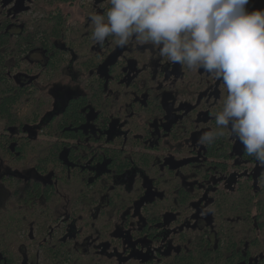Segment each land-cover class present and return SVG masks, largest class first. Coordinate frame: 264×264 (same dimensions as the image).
<instances>
[{
  "label": "flooded vegetation",
  "instance_id": "flooded-vegetation-1",
  "mask_svg": "<svg viewBox=\"0 0 264 264\" xmlns=\"http://www.w3.org/2000/svg\"><path fill=\"white\" fill-rule=\"evenodd\" d=\"M110 6L0 0V32L12 47L23 37L19 66L9 58L8 76L27 94L36 88L45 103L37 119L25 117L5 134L0 264H173L204 242L228 258L232 239L233 264H264L256 201L250 197L239 214L236 207L246 181L253 194L263 190L264 166L227 131L214 140L213 157L200 143L218 130L224 84L161 56L151 42L134 37L121 46L109 36L97 43L91 17L106 16ZM247 9L264 10V0H249ZM80 99V120L67 137L56 123ZM111 152L128 165L119 170ZM13 183L39 187L38 194L13 198Z\"/></svg>",
  "mask_w": 264,
  "mask_h": 264
},
{
  "label": "clouds",
  "instance_id": "clouds-1",
  "mask_svg": "<svg viewBox=\"0 0 264 264\" xmlns=\"http://www.w3.org/2000/svg\"><path fill=\"white\" fill-rule=\"evenodd\" d=\"M105 15H93V39L109 36L123 46L134 37L151 42L161 56L203 69L227 90L215 115L211 144L227 131L264 166V10L249 0H109Z\"/></svg>",
  "mask_w": 264,
  "mask_h": 264
},
{
  "label": "trees",
  "instance_id": "trees-1",
  "mask_svg": "<svg viewBox=\"0 0 264 264\" xmlns=\"http://www.w3.org/2000/svg\"><path fill=\"white\" fill-rule=\"evenodd\" d=\"M66 1V0H64ZM3 17V15H1ZM59 18H56L55 20H59ZM0 20H4L3 18ZM41 27L38 26L39 29ZM46 36L48 34L55 35L54 30L52 29L51 33H48V29L43 32ZM34 36H37V33L34 34ZM34 37V38H35ZM34 38L32 39L35 41L34 43H39L40 40L39 38ZM23 40V37H18V40L16 44L20 46H15L13 47L10 45L8 42V37L3 33L1 30L0 32V150H3L0 152L1 155L7 154L6 148L8 146L9 139H7V136L5 135L6 132L9 130V128L13 127H20L25 123L26 120H28L30 117H34L35 119L38 118L40 113H42V107H44L45 103L44 102H38L36 99V88L32 89V91L27 94L26 89H19L18 87H14V82L11 80V78L8 76L7 69L11 68L10 64H8V59L13 58L15 60V67H18V61H19V53H21V48L23 43L21 41ZM15 41V40H14ZM20 41V42H19ZM37 41V42H36ZM14 43V42H13ZM12 70V69H11ZM28 101V102H27ZM83 99H80L78 101L72 102L64 112L61 120L57 122L58 129L57 131L59 133H63L64 135L68 136H73L71 132L67 130L69 125H75L79 120L80 116L77 113V108L82 106L83 104ZM21 108H25L26 113L22 114ZM43 114V113H42ZM41 114V115H42ZM28 117V119L26 118ZM30 120V119H29ZM28 120V121H29ZM56 124H50L48 127V130L50 133H53L56 131L55 125ZM209 146V154L210 157L215 156L214 153V148L215 144L211 143L208 145ZM5 151V152H4ZM223 152H221L222 154ZM56 152L52 153L50 152L51 158L55 157ZM111 157L119 163V166L117 168H122L123 166L128 165L127 162H122V160L119 158V154L116 152H111ZM148 163V161H145ZM121 163V164H120ZM127 163V164H126ZM125 164V165H124ZM222 167V166H221ZM220 167V168H221ZM262 185H263V190H261L258 194H253L252 191V186H250V181H246L243 185H241L240 189L241 191L237 192V197H236V207H237V212L238 214L241 213L248 205V202L250 201V197L252 200H255L256 202L253 201V205L256 204L257 208V221L260 227L264 230V173L262 175ZM4 180V179H3ZM13 185H15L13 183ZM27 191H23L21 186L15 185L13 187V198L14 197H19L21 195L25 194H38L39 187H28L26 188ZM8 209L0 208V232H4V229H6L5 222L7 218V212ZM23 212L18 209V211L14 212V215H19L22 214ZM238 225H235V228H237ZM232 227V226H229ZM238 229V228H237ZM226 237V236H225ZM225 246L227 249V253L230 254L228 258H225L223 253L221 251H211L208 249V244L204 242V244L200 243L198 247H196L195 251L188 252L186 254L181 253L177 256H173L171 262L173 264H233L232 260L235 257L234 255V241L228 240L225 242ZM170 263V261L168 262Z\"/></svg>",
  "mask_w": 264,
  "mask_h": 264
},
{
  "label": "rangeland",
  "instance_id": "rangeland-1",
  "mask_svg": "<svg viewBox=\"0 0 264 264\" xmlns=\"http://www.w3.org/2000/svg\"><path fill=\"white\" fill-rule=\"evenodd\" d=\"M74 9V8H73ZM233 182V181H232Z\"/></svg>",
  "mask_w": 264,
  "mask_h": 264
}]
</instances>
